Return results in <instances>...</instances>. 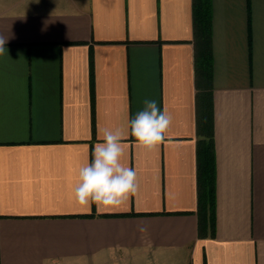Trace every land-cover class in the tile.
Returning a JSON list of instances; mask_svg holds the SVG:
<instances>
[{"label":"crops","instance_id":"obj_1","mask_svg":"<svg viewBox=\"0 0 264 264\" xmlns=\"http://www.w3.org/2000/svg\"><path fill=\"white\" fill-rule=\"evenodd\" d=\"M193 0H0V264H264V0H212L214 234L200 235ZM146 100L156 151L127 135L138 192L76 206L78 168Z\"/></svg>","mask_w":264,"mask_h":264},{"label":"clouds","instance_id":"obj_2","mask_svg":"<svg viewBox=\"0 0 264 264\" xmlns=\"http://www.w3.org/2000/svg\"><path fill=\"white\" fill-rule=\"evenodd\" d=\"M7 40L0 36V55L5 52ZM144 103V109L129 121L127 133L122 128L102 130L101 142L94 145L90 162L78 168L73 187L76 206L90 209L95 204L97 213H102L121 207L138 192L136 171L122 162L126 150L124 140L130 134L139 149L156 151L172 125V116L166 109L161 111L155 100Z\"/></svg>","mask_w":264,"mask_h":264},{"label":"trees","instance_id":"obj_3","mask_svg":"<svg viewBox=\"0 0 264 264\" xmlns=\"http://www.w3.org/2000/svg\"><path fill=\"white\" fill-rule=\"evenodd\" d=\"M193 43L198 93V208L200 235L215 230V148L212 121V0H193Z\"/></svg>","mask_w":264,"mask_h":264}]
</instances>
